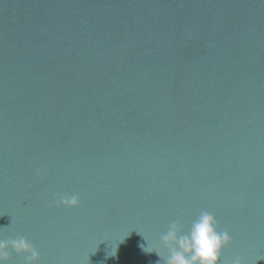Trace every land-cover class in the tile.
I'll use <instances>...</instances> for the list:
<instances>
[{"label": "water", "instance_id": "95a60500", "mask_svg": "<svg viewBox=\"0 0 264 264\" xmlns=\"http://www.w3.org/2000/svg\"><path fill=\"white\" fill-rule=\"evenodd\" d=\"M202 211L264 264V0H0V239L158 264Z\"/></svg>", "mask_w": 264, "mask_h": 264}, {"label": "clouds", "instance_id": "9594fccd", "mask_svg": "<svg viewBox=\"0 0 264 264\" xmlns=\"http://www.w3.org/2000/svg\"><path fill=\"white\" fill-rule=\"evenodd\" d=\"M36 175L39 177L40 173ZM53 204L72 209L79 206L80 198L68 193L54 195ZM127 238L129 236L116 242L115 250L111 248L112 254L109 255V251L106 258L118 259L119 246L126 243ZM143 239L147 244H141L140 251L148 255L155 254L158 264H219L221 250L231 242L228 232L219 230L216 218L207 211H202L186 230L178 222L171 223L167 232L160 237L164 251L150 248L149 242ZM12 252L24 257L23 264H37L40 260L39 251L22 236L0 239V264H10ZM231 264H244V261L237 257Z\"/></svg>", "mask_w": 264, "mask_h": 264}]
</instances>
